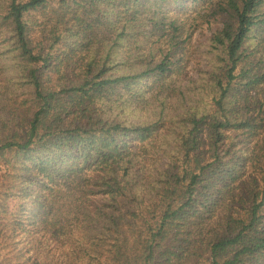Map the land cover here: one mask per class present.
<instances>
[{
    "label": "trees",
    "instance_id": "trees-1",
    "mask_svg": "<svg viewBox=\"0 0 264 264\" xmlns=\"http://www.w3.org/2000/svg\"><path fill=\"white\" fill-rule=\"evenodd\" d=\"M201 1L0 0V264H264V0L184 80Z\"/></svg>",
    "mask_w": 264,
    "mask_h": 264
},
{
    "label": "rangeland",
    "instance_id": "rangeland-1",
    "mask_svg": "<svg viewBox=\"0 0 264 264\" xmlns=\"http://www.w3.org/2000/svg\"><path fill=\"white\" fill-rule=\"evenodd\" d=\"M217 1L204 0L193 5L172 3L166 8L168 19L175 21L178 26L183 28L180 42L181 47L187 51L184 52L182 62L184 80H197L200 68H204L201 62V54L206 49L212 34L222 28L221 20L212 15ZM258 36V31H256L246 43L243 48L244 57L249 56L256 49L259 42ZM251 60L256 64L260 59L253 56L248 62ZM259 68H264V62ZM1 188L4 187H0V190ZM17 204L18 200L15 197H9L6 193L0 192V217L17 215Z\"/></svg>",
    "mask_w": 264,
    "mask_h": 264
}]
</instances>
